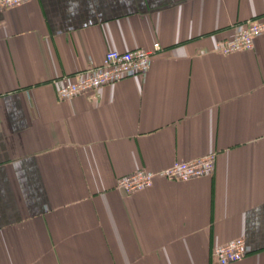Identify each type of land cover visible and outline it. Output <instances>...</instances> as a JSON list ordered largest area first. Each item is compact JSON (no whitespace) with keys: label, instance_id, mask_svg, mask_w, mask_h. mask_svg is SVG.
<instances>
[{"label":"crops","instance_id":"1","mask_svg":"<svg viewBox=\"0 0 264 264\" xmlns=\"http://www.w3.org/2000/svg\"><path fill=\"white\" fill-rule=\"evenodd\" d=\"M264 0H30L0 7V264H264V33L221 55ZM144 75L58 101L107 51ZM215 154L209 177L159 175ZM138 170L152 185L126 194Z\"/></svg>","mask_w":264,"mask_h":264},{"label":"built area","instance_id":"2","mask_svg":"<svg viewBox=\"0 0 264 264\" xmlns=\"http://www.w3.org/2000/svg\"><path fill=\"white\" fill-rule=\"evenodd\" d=\"M30 0H0V7L11 9ZM232 34L216 45V52L228 55L253 49L256 40L264 33V21L248 19L235 23ZM158 48H143L130 51H107L99 65L89 67L74 75L71 80L62 81L56 91L58 101H67L77 95L97 91L123 79L144 75L148 72L152 55ZM215 168V154L188 161H176L159 173L170 180L185 182L192 179L209 177ZM155 174L138 170L120 179L117 188L126 194L142 191L152 185ZM252 249L242 238L212 249L211 257L215 264H232L249 255Z\"/></svg>","mask_w":264,"mask_h":264}]
</instances>
